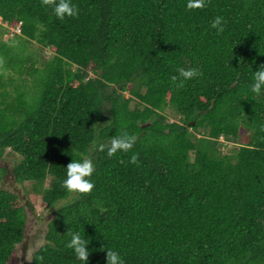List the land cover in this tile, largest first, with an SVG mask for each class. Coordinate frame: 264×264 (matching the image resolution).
Instances as JSON below:
<instances>
[{
    "label": "trees",
    "instance_id": "obj_1",
    "mask_svg": "<svg viewBox=\"0 0 264 264\" xmlns=\"http://www.w3.org/2000/svg\"><path fill=\"white\" fill-rule=\"evenodd\" d=\"M56 2L0 0V157H19L15 182L53 212L30 264H80L73 231L90 239L87 264H106L105 248L124 264H264V94L250 91L264 0H72L64 20ZM9 26L20 32L3 41ZM181 67L201 75L177 87ZM125 131L133 149L108 156ZM81 156L87 194L61 186ZM27 208L0 187V264L25 241Z\"/></svg>",
    "mask_w": 264,
    "mask_h": 264
},
{
    "label": "clouds",
    "instance_id": "obj_2",
    "mask_svg": "<svg viewBox=\"0 0 264 264\" xmlns=\"http://www.w3.org/2000/svg\"><path fill=\"white\" fill-rule=\"evenodd\" d=\"M48 3V0H45ZM207 6V0H188L186 7L188 9H203ZM56 18L64 20L65 17H76L79 14V9L72 3V0H58L54 3L52 9ZM226 21L223 16H217L211 22V28L217 34L225 31ZM201 75L197 68H179L178 75L171 77L173 83L177 87H183L184 82L191 80ZM250 91L256 96L264 94V63L259 64L255 71H252V82ZM137 137L128 132H123L120 135L111 136L107 142V155L113 156L117 152L127 153L133 149ZM105 145L100 144L99 150L103 151ZM131 162H136V157L131 158ZM95 171L93 161L85 156H81L71 161L65 167V176L61 182V186L68 192H77L81 194L91 193L94 188L93 173ZM70 240L67 243V248L71 249L75 258L80 264H87L91 249L89 248L90 239L86 238L79 231L70 233ZM106 249V264H124V260L120 253L113 249Z\"/></svg>",
    "mask_w": 264,
    "mask_h": 264
},
{
    "label": "rangeland",
    "instance_id": "obj_3",
    "mask_svg": "<svg viewBox=\"0 0 264 264\" xmlns=\"http://www.w3.org/2000/svg\"><path fill=\"white\" fill-rule=\"evenodd\" d=\"M0 25L5 29L7 24H3L0 20ZM9 31L2 36L3 41H8L13 38L14 34H19V27L13 26L7 28ZM34 49L37 48L35 42H33ZM44 52V51H43ZM45 58H49L52 54L49 51L44 52ZM7 80V73H5L4 81ZM18 82H14L13 85L6 84L5 90L9 94H13V86H17ZM166 114H169L167 110ZM219 142L224 146L221 147V151L228 154L235 145L233 143L225 142L222 138ZM18 156L13 155L9 150H6L3 157H0V167L6 169V173L0 179V187L8 190L9 192L18 194L24 202H29L33 206V209L27 208V223H26V238L22 244L17 246L14 256L11 258L8 264H30L31 257L42 244L45 242V233L47 231L48 223L53 218V212L46 209L44 204L39 199L29 197L27 191L30 189L27 183L17 184L12 174V168L18 162ZM28 196V197H27ZM31 198V199H30Z\"/></svg>",
    "mask_w": 264,
    "mask_h": 264
}]
</instances>
